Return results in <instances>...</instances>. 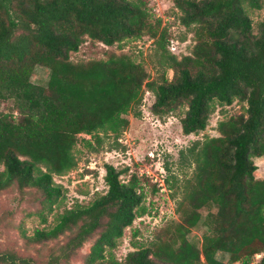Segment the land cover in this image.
<instances>
[{"label": "trees", "instance_id": "1", "mask_svg": "<svg viewBox=\"0 0 264 264\" xmlns=\"http://www.w3.org/2000/svg\"><path fill=\"white\" fill-rule=\"evenodd\" d=\"M172 1L195 40L181 58L169 51L168 29L148 0H0V194L33 193L54 212L66 197L55 178L77 167L79 136H89L90 147L109 138L118 145L127 116L142 117L146 91L159 117L186 108L185 135L206 131L219 107L246 105L245 113L218 123V137L180 152L188 172L165 181L178 221L148 245L134 244L117 258L125 230L146 214L145 188L138 175L124 182L128 170L107 164L106 194L65 208L53 227L22 233L31 245L57 243L46 261L0 249V264H68L90 241L84 264H227L219 254L244 264L260 255L256 264H264V180L254 161L264 157V21L255 25L250 15L264 0ZM145 36L158 60L153 79L127 54L71 59L88 39L113 47ZM37 67L50 71L46 86L32 81ZM199 225L200 246L189 238Z\"/></svg>", "mask_w": 264, "mask_h": 264}, {"label": "rangeland", "instance_id": "2", "mask_svg": "<svg viewBox=\"0 0 264 264\" xmlns=\"http://www.w3.org/2000/svg\"><path fill=\"white\" fill-rule=\"evenodd\" d=\"M148 7L152 15L156 19H162V25L168 29L169 51L178 58L190 55L195 45L194 35L180 24V13L173 1L148 0ZM250 15L256 25L264 21V8L250 11ZM112 54H127L136 62L142 63L151 79L156 78L159 73L155 44L148 36L113 47L88 39L77 53H72L71 59L74 62L106 60ZM172 75L173 73L168 71L170 79ZM49 76V69L37 67L32 81L46 86ZM154 102V95L146 91L141 107L142 117H135L133 113L127 116L129 127L119 139L118 145L114 143V138H109L101 148L90 147L85 144V140L91 138L87 135L79 136V143L74 149L77 167L67 175L55 178V182L64 187L66 197L60 206L55 207L54 212L43 210L39 197L33 193L22 194L12 189L0 194V249L17 252L23 257H32L39 263L46 261L45 255L48 250L57 243L31 245L22 238V233L32 236L37 229L53 227L65 208H71L76 204L89 205L96 197L106 194L107 164L113 165L119 171L128 170L121 176L124 182H128L134 174L138 175L145 188L146 214L137 218L132 227L125 230L124 237L115 251L119 260H123L129 252L135 250L134 244L148 245L156 235H162L171 222L178 221L177 204L172 199V192L165 181L170 175L183 177L185 172H188L180 165V152L192 146L197 140L218 137L220 135L217 131L218 123L245 113L246 105L235 102L231 106L219 107L211 117L206 131L198 135H185L181 118L184 117L186 108L159 117L152 112ZM4 108L5 105L0 104V110ZM254 161L257 166L256 178L264 180V157L256 158ZM166 166L170 167V174L165 169ZM42 215L47 219L46 223L43 222ZM204 231L205 227L202 225L194 228L189 236L190 240L200 246ZM61 240L65 241V238ZM91 245L92 241L86 243L68 264H84ZM260 257L256 256L253 264H256ZM218 259L227 264H244L231 263L228 255L224 254H219Z\"/></svg>", "mask_w": 264, "mask_h": 264}]
</instances>
